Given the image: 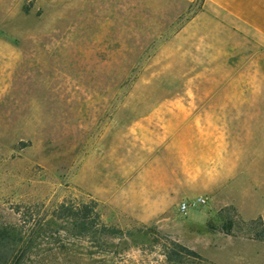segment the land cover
Returning <instances> with one entry per match:
<instances>
[{
    "label": "rangeland",
    "instance_id": "obj_1",
    "mask_svg": "<svg viewBox=\"0 0 264 264\" xmlns=\"http://www.w3.org/2000/svg\"><path fill=\"white\" fill-rule=\"evenodd\" d=\"M202 12L0 0L16 49L0 71L15 264H264V51ZM61 204L94 206L110 230L80 233L53 216Z\"/></svg>",
    "mask_w": 264,
    "mask_h": 264
},
{
    "label": "crops",
    "instance_id": "obj_2",
    "mask_svg": "<svg viewBox=\"0 0 264 264\" xmlns=\"http://www.w3.org/2000/svg\"><path fill=\"white\" fill-rule=\"evenodd\" d=\"M195 2L196 0H182ZM202 14L213 18L232 34L247 40L251 47L264 51V0H202ZM15 37L0 32V71L13 70L14 62H7V55H14L11 47Z\"/></svg>",
    "mask_w": 264,
    "mask_h": 264
},
{
    "label": "trees",
    "instance_id": "obj_3",
    "mask_svg": "<svg viewBox=\"0 0 264 264\" xmlns=\"http://www.w3.org/2000/svg\"><path fill=\"white\" fill-rule=\"evenodd\" d=\"M55 218H63L69 220L73 227L80 233H88L94 227H100L103 234L108 232L107 227L100 224L94 206L88 204H82L80 206H75L73 204L65 205L61 204L58 206L56 211L53 213ZM12 238L6 230H0V264H15L14 257H16L17 252L24 249L23 243L17 245L12 243ZM175 248H180L188 256H196V254L185 247L174 244ZM180 253L177 249H171L167 253L168 260L173 261L174 258L178 257Z\"/></svg>",
    "mask_w": 264,
    "mask_h": 264
},
{
    "label": "built area",
    "instance_id": "obj_4",
    "mask_svg": "<svg viewBox=\"0 0 264 264\" xmlns=\"http://www.w3.org/2000/svg\"><path fill=\"white\" fill-rule=\"evenodd\" d=\"M202 203H204V199H202V198H197V199L193 202V204H202ZM188 206H189V205H188L187 203L183 202V203H181V205H180V210H181V211H185L186 208H187Z\"/></svg>",
    "mask_w": 264,
    "mask_h": 264
}]
</instances>
